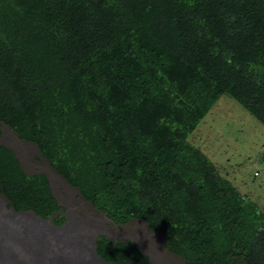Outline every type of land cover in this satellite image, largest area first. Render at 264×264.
I'll return each mask as SVG.
<instances>
[{
  "label": "trees",
  "instance_id": "16d2710c",
  "mask_svg": "<svg viewBox=\"0 0 264 264\" xmlns=\"http://www.w3.org/2000/svg\"><path fill=\"white\" fill-rule=\"evenodd\" d=\"M224 94L264 124V0H0V122L185 264H264V209L188 141ZM0 194L67 221L48 176L1 144ZM96 247L111 264H154L131 240Z\"/></svg>",
  "mask_w": 264,
  "mask_h": 264
},
{
  "label": "rangeland",
  "instance_id": "374dc122",
  "mask_svg": "<svg viewBox=\"0 0 264 264\" xmlns=\"http://www.w3.org/2000/svg\"><path fill=\"white\" fill-rule=\"evenodd\" d=\"M0 125V144L17 153L28 174L48 175L56 198L65 207L59 214L67 218L65 226L56 227L32 212L15 211L0 194V264H108L95 252L96 240L102 235L113 242L133 241L154 264H185L183 257L169 251L164 235L152 231L146 221L116 224L58 173L36 143L22 139L9 125ZM188 141L264 209V124L252 112L224 94Z\"/></svg>",
  "mask_w": 264,
  "mask_h": 264
},
{
  "label": "clouds",
  "instance_id": "9594fccd",
  "mask_svg": "<svg viewBox=\"0 0 264 264\" xmlns=\"http://www.w3.org/2000/svg\"><path fill=\"white\" fill-rule=\"evenodd\" d=\"M1 127H2V126H1ZM11 149H12V148H11ZM12 150H13V149H12ZM13 151H14V150H13ZM15 154H16V156L18 157V155H17L16 152H15ZM18 158H19V157H18ZM19 160H20V159H19ZM20 162H21V161H20ZM21 164H22V162H21ZM22 167H23V165H22ZM23 169H24V168H23ZM25 172H26V171H25ZM26 173H27V172H26ZM27 174H28V173H27ZM45 174H46V173H45ZM46 175H47V174H46ZM47 176H48V175H47ZM48 179H49V177H48ZM49 181H50V180H49ZM50 185H51V183H50ZM51 188H52V185H51ZM52 190H53V189H52ZM53 193H54V191H53ZM54 195H55V194H54ZM59 203H60V202H59ZM32 212H33V211H32ZM60 212H61V211H60ZM60 212H59V213H60ZM33 213H34L37 217H39L35 212H33ZM59 213H58V214H59ZM58 214H56L55 217H57ZM39 218H40L41 220H43V218H41V217H39ZM44 220H46V221H47V220H51V222L53 223L54 217H52L51 219H44ZM44 220H43V221H44ZM66 222H67V221H66ZM66 222H65V224H66ZM53 224H54V223H53ZM65 224H63L62 226H56L55 224H54V225H55L56 227H63V226H65ZM36 230H40V229L37 228ZM36 232H39V231H36ZM112 242H113V241H112ZM97 255H98V253H97ZM98 256H99V255H98ZM99 257H100V256H99ZM100 258H101V257H100ZM101 259H102V258H101ZM102 260H104V259H102ZM152 261H153V260H152ZM106 262H107V261H106ZM153 262H154V261H153Z\"/></svg>",
  "mask_w": 264,
  "mask_h": 264
},
{
  "label": "bare ground",
  "instance_id": "6f19581e",
  "mask_svg": "<svg viewBox=\"0 0 264 264\" xmlns=\"http://www.w3.org/2000/svg\"><path fill=\"white\" fill-rule=\"evenodd\" d=\"M16 211V210H15ZM32 212V211H31ZM23 213H25V212H23ZM33 213V212H32ZM44 220V219H43ZM4 225H6L7 227H10V229H13L14 227H13V224H10V225H7V224H1V226H4ZM97 248V247H96ZM95 252L97 253V249H95ZM99 257V256H98ZM100 258V257H99ZM102 260V259H101ZM102 261H104L105 263H108V264H111V263H109V262H106L105 260H102Z\"/></svg>",
  "mask_w": 264,
  "mask_h": 264
}]
</instances>
